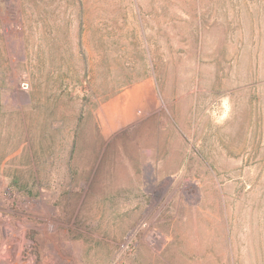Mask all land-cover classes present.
Returning <instances> with one entry per match:
<instances>
[{"label":"rangeland","instance_id":"374dc122","mask_svg":"<svg viewBox=\"0 0 264 264\" xmlns=\"http://www.w3.org/2000/svg\"><path fill=\"white\" fill-rule=\"evenodd\" d=\"M0 264H264V0H0Z\"/></svg>","mask_w":264,"mask_h":264}]
</instances>
